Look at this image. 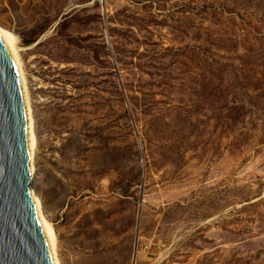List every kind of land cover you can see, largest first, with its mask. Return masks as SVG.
<instances>
[{
  "label": "rangeland",
  "instance_id": "374dc122",
  "mask_svg": "<svg viewBox=\"0 0 264 264\" xmlns=\"http://www.w3.org/2000/svg\"><path fill=\"white\" fill-rule=\"evenodd\" d=\"M59 264H264V0H0Z\"/></svg>",
  "mask_w": 264,
  "mask_h": 264
},
{
  "label": "water",
  "instance_id": "95a60500",
  "mask_svg": "<svg viewBox=\"0 0 264 264\" xmlns=\"http://www.w3.org/2000/svg\"><path fill=\"white\" fill-rule=\"evenodd\" d=\"M27 147L20 84L0 39V264H53L30 197Z\"/></svg>",
  "mask_w": 264,
  "mask_h": 264
},
{
  "label": "bare ground",
  "instance_id": "6f19581e",
  "mask_svg": "<svg viewBox=\"0 0 264 264\" xmlns=\"http://www.w3.org/2000/svg\"><path fill=\"white\" fill-rule=\"evenodd\" d=\"M0 39L3 42L4 46L6 47L7 51L9 52L18 76L19 84H20V91L22 96V102L24 107V114H25V125H26V132H27V170H28V180L32 181L34 176L35 166H34V154L36 148V137L34 133V120L32 117V108L29 100V93L27 88V82L23 73L22 63L18 55V49L16 46L17 38L6 30L0 29ZM30 189V197L39 220L40 226L48 243L53 264H59L58 257H57V238L55 231L51 224L45 219L42 206L40 203L39 198L34 194L31 188Z\"/></svg>",
  "mask_w": 264,
  "mask_h": 264
},
{
  "label": "built area",
  "instance_id": "2783aa9c",
  "mask_svg": "<svg viewBox=\"0 0 264 264\" xmlns=\"http://www.w3.org/2000/svg\"><path fill=\"white\" fill-rule=\"evenodd\" d=\"M104 0H97L98 3H102Z\"/></svg>",
  "mask_w": 264,
  "mask_h": 264
}]
</instances>
